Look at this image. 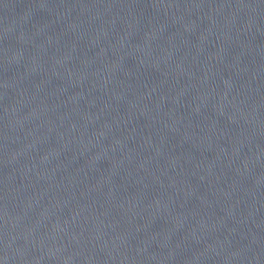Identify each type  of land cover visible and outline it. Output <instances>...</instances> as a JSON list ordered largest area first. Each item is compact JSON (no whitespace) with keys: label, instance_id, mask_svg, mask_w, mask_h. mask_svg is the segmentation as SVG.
I'll return each mask as SVG.
<instances>
[{"label":"water","instance_id":"1","mask_svg":"<svg viewBox=\"0 0 264 264\" xmlns=\"http://www.w3.org/2000/svg\"><path fill=\"white\" fill-rule=\"evenodd\" d=\"M0 264H264V0H0Z\"/></svg>","mask_w":264,"mask_h":264}]
</instances>
